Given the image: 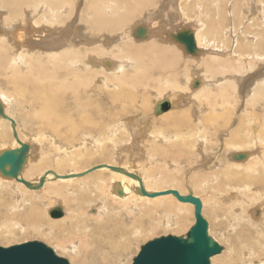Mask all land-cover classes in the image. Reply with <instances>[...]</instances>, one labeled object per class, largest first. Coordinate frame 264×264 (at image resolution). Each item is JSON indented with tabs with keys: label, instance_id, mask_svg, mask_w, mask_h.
<instances>
[{
	"label": "bare ground",
	"instance_id": "1",
	"mask_svg": "<svg viewBox=\"0 0 264 264\" xmlns=\"http://www.w3.org/2000/svg\"><path fill=\"white\" fill-rule=\"evenodd\" d=\"M172 1L0 0V157L28 146L18 176L0 174V193L5 195L0 204L10 215L0 222V238L14 235L15 228L25 223L23 229L54 239L51 234L59 227L63 233L58 244L65 254H73L81 264L100 260L114 264L120 252L128 251L149 230L145 220L157 214L161 225L174 230L193 211L194 204L173 194L152 198L139 190L143 186L149 194H163L176 188L182 197H195L193 192L183 196L184 190L172 185L178 183L175 177L182 169L176 174L168 170L173 179L166 180L159 170L163 167L151 170V160L157 151L167 155L181 144L185 151H194L200 144L203 151H191L189 164L201 166L194 167L182 185L194 189L195 195L196 190L207 194L202 210L207 214L213 207L218 222L212 219L210 232L218 228L219 233L216 241L208 235L227 243L223 250L217 242L222 250L211 257V264H264V80L251 75L258 84L253 95L243 91L252 95L249 102L245 100L246 114L236 111L241 101L233 95L240 94L237 87L249 70L264 65L259 53L264 50V0H255L258 15L248 16L251 21L243 29L256 32L248 45L236 28L240 8L237 5L236 12L230 8L235 0ZM214 8L217 18L211 14ZM223 9L236 19H229L232 24L219 20ZM170 13L176 21L171 24L177 26L169 29L165 25L170 23L161 26L159 21L169 20ZM180 31L193 34L195 54L175 39ZM242 52L252 53L245 59ZM160 102H168L170 109L144 122V113L152 114ZM236 116L237 137L224 143L233 147L225 158L219 147H208L214 139L203 122L218 133ZM243 124L245 136L238 133ZM125 136L128 141H123ZM250 144L255 150L247 149ZM124 148L127 155L122 154ZM95 153L105 161L79 167L94 160ZM237 154H246L245 160H235ZM97 167L101 168L92 171ZM34 175L37 179L31 180ZM56 208L63 211L61 218L51 217ZM22 209L25 217L18 214ZM138 212L144 214L137 216ZM109 246L116 248L107 257Z\"/></svg>",
	"mask_w": 264,
	"mask_h": 264
},
{
	"label": "rangeland",
	"instance_id": "2",
	"mask_svg": "<svg viewBox=\"0 0 264 264\" xmlns=\"http://www.w3.org/2000/svg\"><path fill=\"white\" fill-rule=\"evenodd\" d=\"M227 0H222V2H226ZM235 1H237L236 3V5L234 6V2ZM234 2H233V5L231 4L230 5V8H231V10H233L234 9V11L236 12V7H237V5H238V7L240 8V10H238L237 9V11L240 13H238V20H237V22H236V28L237 29H239V31L241 32V34H242V36L245 38V41H246V43L245 44H247L248 45V43H250V38L251 37H255L256 35V32L255 31H247L246 29L244 30V32H243V29H244V27L246 26L247 27V23L248 22H250L251 21V16L252 15H255V17H257L256 16V14L258 15V13H255L256 11H258V9H257V7H258V5L256 6V2H255V0H235ZM239 1V2H238ZM258 1H260V0H258ZM262 1V0H261ZM173 3H175V0L174 1H172ZM255 2V3H254ZM263 2V1H262ZM165 3H167V4H169V2L168 1H166ZM264 3V2H263ZM262 3V4H263ZM224 4V3H223ZM226 4V3H225ZM248 6H247V5ZM253 5V7H252V9H250V7ZM79 6H80V8H82L83 6H82V4L81 3H79ZM262 6H264V5H262ZM175 7V6H174ZM247 7V8H246ZM173 8V7H172ZM174 9V8H173ZM172 9V10H173ZM175 11H177V8L175 7ZM250 9V10H249ZM230 10V9H229ZM244 10V11H243ZM247 11V13H251V14H247V13H245ZM222 12H224V17L223 16H221L220 18H219V20H226L227 21V24H232V22L233 21H231L230 22V20L231 19H234V20H236L235 18H234V16H230V14L229 13H227V12H225L224 11V9H223V11ZM253 13V14H252ZM212 16H213V18H217V9L216 8H214L213 9V11H212ZM228 14V15H227ZM170 15V18H169V20L167 19L166 20V18H165V20H163V21H159V23H161V26H164V25H162V23H170V24H167V25H165V27H167L168 25L170 26V27H167V28H172L174 25L175 26H177L176 25V23L173 25V24H171L172 22H176L174 19H172V16L174 15V14H169ZM175 16H178L179 17V15H175ZM230 16V17H229ZM248 16L250 17L249 18V20H248ZM223 17V18H222ZM177 19V18H176ZM230 19V20H229ZM177 20H179V19H177ZM178 25H180V23H178ZM235 27V26H234ZM254 29V28H253ZM262 33V35H264V32H261ZM235 34V33H234ZM258 35H259V33H258ZM260 36V35H259ZM246 37H248V38H246ZM262 37V36H261ZM258 38H260V37H258ZM247 39H248V41H247ZM240 40V39H239ZM241 43H244V41H242L241 40ZM244 44V45H245ZM242 46H243V44H242ZM236 47V46H235ZM234 47V48H235ZM228 50L230 49V47L229 48H227ZM228 50H226L225 49V51H228ZM263 52H259V53H262L263 55H264V50H262ZM237 53H239V52H237ZM252 52H242V53H240V54H242V55H240V56H242L243 58H245V59H248L249 57L247 56V55H250ZM239 56V57H240ZM260 66V67H259ZM263 67H264V65H258L257 67H256V69L254 70H249L250 72H248V78L247 77H245V79H242L241 81H240V83H239V85H238V92L240 93L239 95H237L235 92L233 93V95H234V98L237 100V101H241V102H239L238 104H241V105H238V106H236V111L237 112H241V114L240 115H242V114H246L245 113V106H246V102L248 101H250V100H248L252 95H253V91L255 90V86L258 84V82H257V79L256 78H258V79H261V80H264V69H263ZM254 71V72H253ZM257 75V77L256 78H253V77H251V75L253 76V75ZM180 79H181V76H180ZM252 79H254V80H252ZM252 81V82H251ZM246 82H248V83H246ZM257 83V84H256ZM246 84V85H245ZM254 86V87H253ZM194 87H198V86H195L194 85ZM215 87H217V86H214V88ZM243 89V90H242ZM249 89V90H248ZM244 90H246V91H252V95L251 96H249V94H243V91ZM231 91H233V89H231ZM245 95V96H244ZM238 96H240L239 97V100H238ZM242 96V97H241ZM246 97V98H245ZM162 99H168V98H162ZM245 100H247V101H245ZM245 101V102H244ZM245 105H244V104ZM184 104V103H183ZM244 107V108H243ZM138 108V107H137ZM243 108V109H242ZM257 108L261 111V112H263V109H262V107L260 106V105H258L257 106ZM138 109H140V108H138ZM180 109V107H178V109L177 110H179ZM155 110H156V108L153 110V113L151 114V111L149 112V113H147L146 111V113H144V115H143V121L144 122H146L147 120L149 121V119H150V117H152V115H153V117H155V119L156 118H159L160 116L159 115H157V114H155ZM242 110V111H241ZM148 111V110H147ZM183 112V113H185V111L186 110H180V112ZM174 112H176V111H174ZM148 116H146V115ZM162 115V114H161ZM239 115V114H238ZM120 116H122V114L120 115ZM147 118V119H146ZM149 118V119H148ZM249 118V117H248ZM144 119H146V120H144ZM142 120V119H141ZM227 120V123H229V120L228 119H226ZM240 119H239V116H236L234 119H233V121L228 125V126H224V128H222L218 133L216 132V130H213L212 129V127L213 126H211V124H209V123H204L203 122V125L204 126H206V128L207 127H210V130L207 132V134L210 136V138H213L214 140H212V141H210V144H211V142H212V144H211V147H210V144H207L208 145V147L210 148V149H215L216 147H219L220 149H218L219 151H221L219 154H221L222 152V154H224V151H225V153H226V155H225V158L226 157H228L227 156V153H228V155H229V152L233 149V147L231 148L230 146H224V143H229V142H231L232 140H235L236 139V137H237V133H235L236 131V126H238L239 125V123L240 122H238ZM150 121H153V120H150ZM225 122V120L224 119H222V120H220V123L221 124H224V122ZM39 121H35V126L37 125V123H38ZM147 123V122H146ZM246 124V123H245ZM150 123H149V125H148V127H150ZM159 126V125H158ZM132 127V126H131ZM235 127V128H234ZM148 129H150V128H148ZM245 129V130H244ZM244 132H243V131ZM132 131V130H131ZM135 132V131H134ZM152 132V131H151ZM166 132V131H165ZM238 132V131H237ZM142 133V132H141ZM239 135L241 134L242 136H245L246 135V125H244L243 124V128H241L240 130H239ZM233 135V136H232ZM228 136V137H227ZM126 138V139H125ZM125 138H123L124 140L123 141H125V140H127L128 141V139H127V137L125 136ZM29 140H31L30 142H32V143H34V144H36V141H33L32 140V138H29ZM147 140H150V139H147ZM214 142V143H213ZM127 143V142H126ZM216 143V144H215ZM253 144H250V145H247V149L249 148V151H253V150H255V149H253V148H251V147H253L252 146ZM134 146H135V144H134ZM139 146H141L142 147V143L141 144H139ZM251 146V147H250ZM172 147V146H171ZM180 147V148H179ZM177 146V147H173V148H171V150L173 149V150H178L177 151V153H176V151H171V150H168L166 153H167V155H161L158 151H157V155L154 157V159H150L151 160V162H152V164H151V170H154V168H156L157 166L158 167H163V168H159V170H160V172H162L163 173V171H164V173L162 174L163 176V178L166 176V177H168V178H164V179H166V180H168L169 178H172L173 179V177H172V175L170 174V172L172 173V171L174 172V173H172V174H176L178 171V169H182L178 174L179 175H175L176 177H175V179L176 180H178V183H176V184H172V185H175V187H177L179 190H184V191H182L183 193H186V194H184L183 196H187V195H189V194H191L192 192V194L196 197V198H198V199H200L201 200V202H202V204H203V200H202V197H205V199H206V197L208 198V196H207V194H205L204 192H202V191H199V190H196L197 191V193H198V195H195V191H194V189H192V188H184V186L182 185L183 184V182L186 180L187 181V178L189 179V177H190V175L192 174V170L194 171L195 169H194V167H196V169L199 167V166H201V163H199V164H196V165H193V166H191V164H189V162H191V156H192V154H194L193 152L195 151V152H197V153H199V152H201V150L203 151V149L201 148L202 146H200V144L199 145H197L195 148L197 149V150H191V148H188L187 149V151H185V149H183L184 148V145H180V146ZM135 148V147H134ZM261 149L260 148V146H256V149ZM169 149H170V147H169ZM226 149V150H225ZM127 149H125L124 148V153H122V154H126L125 153V151H126ZM156 150V149H155ZM111 151H112V149H111ZM171 151V152H170ZM191 151H192V154H191ZM218 151V152H219ZM260 151H262V150H260ZM171 153V154H169V153ZM173 152V153H172ZM185 152V153H184ZM215 152V151H214ZM214 152H212V155H211V157H213V153ZM107 153H110V152H107ZM136 153V152H135ZM135 153H130V155L132 154H135ZM179 153V154H178ZM39 154V153H38ZM169 154V155H168ZM173 154H175V155H173ZM177 154V155H176ZM185 154V155H184ZM196 154V153H195ZM127 155V154H126ZM136 155L137 156H140V154L138 155L137 153H136ZM171 155V156H170ZM197 155V154H196ZM85 156H86V154H85ZM101 156V154H98V153H95L94 154V157H92L94 160H89V162H84L83 164H81L79 167H83V166H88V165H92V164H97L96 162H104L105 160H102V159H100V158H98V157H100ZM124 156V155H123ZM89 158V157H88ZM118 160H119V157L117 158ZM133 160V161H132ZM131 160V162L132 163H134V160H135V162H136V157H134L133 159ZM242 160H245V159H242ZM166 161L168 162L167 164H168V166L167 167H165L164 168V166H165V163H166ZM123 162V161H122ZM138 162V161H137ZM154 162V163H153ZM159 162V163H158ZM139 163V162H138ZM144 163V162H143ZM184 165V166H183ZM69 168V166H66L65 167V170L66 169H68ZM171 168V169H170ZM184 168V169H183ZM200 168V167H199ZM170 172H169V171ZM174 170H176V171H174ZM200 170V169H199ZM165 172H166V174H165ZM169 172V173H168ZM37 179V175H34V176H32L31 177V180H36ZM169 190H176V191H178L176 188L175 189H169ZM7 191V190H6ZM167 191V190H166ZM179 192V191H178ZM4 193H6V192H4ZM180 193V192H179ZM181 194V193H180ZM5 195L3 194V193H0V197H4ZM6 198H7V200L9 201V197H7V195H6ZM43 199V198H42ZM41 199V200H42ZM46 199H44L43 200V202L45 203V202H47V200L45 201ZM40 202V201H39ZM6 203V202H5ZM42 203H40V205H41ZM211 207H212V205H210ZM44 207V206H43ZM208 210H207V214H204L203 213V210H202V215H203V217H204V219L208 222V234L214 239V237L215 236H217L219 233L217 232V230H218V228H216V229H213V233H211L210 232V227H211V221H212V219L213 220H215L216 221V223L218 222L215 218H214V215L212 214V209H213V207L212 208H210V207H208L207 208ZM211 209V210H210ZM25 209H22L21 211H19L18 212V214L20 213V215L22 216V217H25L24 216V213H26L27 214V212H26V210L24 211ZM28 210V209H27ZM41 210H43V209H41ZM24 211V212H23ZM211 211V212H210ZM8 212V210L6 209V207H4V203H2V204H0V222L1 221H3L4 219H6L7 217H9L10 218V215L7 213ZM43 212H45V211H42V215H43ZM123 212L124 211H122V212H120L121 214H122V216L121 215H119V216H121V217H123V220L125 221V218H124V216H125V214H123ZM211 213V214H210ZM138 214L139 215H137V216H140V215H142V214H144V213H141V212H138ZM19 215V216H20ZM136 216V214H135V217H137ZM154 217H153V219L152 220H145L144 222L147 224H149L150 226H149V230L148 231H146V232H144L143 234H141L138 238H137V242L135 241L134 242V244H131V246H129V249H128V251H123V252H120L121 253V255L122 256H120L118 259L120 260L121 259V261L120 262H115L114 264H118V263H120V264H130L131 262H132V260H133V258L136 256V254H137V252L139 251V249H140V247L143 245V244H145V243H147V242H149V241H151V240H153V239H155V238H159V237H162V236H167V235H174V236H177V237H181V236H186V234H187V232L190 230V228L195 224V222H196V219H195V206H194V209H193V211L190 213V214H188L187 215V217H186V220H185V222L184 223H182L179 227H177L176 229H174V230H172V229H166L165 228V226H163V224L161 225L159 222V217H158V215L156 214V215H153ZM211 216V217H210ZM43 217H44V215H43ZM213 217V218H212ZM116 218H118V216L116 217ZM132 218V217H131ZM131 218H130V220L129 221H132L133 220V218H132V220H131ZM118 219H122V218H118ZM44 220V219H43ZM51 220H53V219H51ZM117 220V219H116ZM118 221V220H117ZM128 221V220H127ZM156 221H158V222H156ZM43 222V224H41L42 226H44V224H46V221H42ZM116 222V221H115ZM213 222V221H212ZM24 223V222H23ZM46 226V225H45ZM67 226H69V225H67ZM146 226H148V225H146ZM24 227H26V225H25V223L24 224H22L21 225V227L20 226H18V227H16L15 229H16V231H17V233H18V235H16L15 236V234H17L16 233V231L15 232H13L14 233V235H12V234H6V236H5V238H2V237H4V236H2L0 239H3V240H0V246H3V247H9V246H12V245H18V244H23V243H26V242H31V241H38V242H42V243H44V244H46L48 247H50V248H52L54 251H55V253L59 256V257H63V258H65V259H67L68 261H70V263H72V264H81V261L79 260H77L76 259V257H75V259H74V255L73 254H71V253H69V252H67V254H65L66 252H64V251H62L61 250V248H60V244H58V243H60L61 242V239H60V234H62V233H60L59 232V227L58 228H56L55 229V231H53V233L51 234V236H53L52 238H54V239H51V237L49 236V235H44V234H42V235H40V234H38V233H36V232H33V230H29V226L27 227L28 229H23ZM64 227H66V226H64ZM63 227V228H64ZM20 228H21V230H20ZM62 227H61V230L60 231H66L67 233L69 232V229H66L65 230V228L63 229ZM67 228V227H66ZM19 229V230H18ZM24 230H28V232L30 233H28L27 231H24ZM158 230V231H157ZM24 231V232H23ZM150 231V232H149ZM23 233V235H22V233ZM65 232V233H66ZM28 233V235L30 236H28V235H25L24 236V234H27ZM146 233V234H145ZM22 236H21V235ZM31 234H33L32 236H31ZM37 234V236H34V235H36ZM53 234H55V236H56V234H57V236H59V238L57 237V238H55L54 237V235ZM34 236V237H33ZM43 236V237H42ZM49 237V239H48V237ZM65 236H67V235H65ZM69 237L71 236V234L69 233V235H68ZM8 237V238H7ZM11 239H10V238ZM18 237V238H17ZM20 237V238H19ZM47 237V238H46ZM230 237V239L231 240H233L232 239V237L231 236H229ZM7 239H8V241H7ZM14 239V240H13ZM55 239H58V241H56ZM60 239V240H59ZM139 239V240H138ZM141 239V240H140ZM229 239V238H228ZM229 239V240H230ZM50 240V241H49ZM53 240V241H52ZM55 240V241H54ZM215 240V239H214ZM2 241V242H1ZM216 241V240H215ZM3 242H5L4 244H3ZM50 242V243H49ZM218 242V241H217ZM232 242V241H231ZM219 243V242H218ZM137 244H138V246H137ZM222 247H223V250L225 249V246H226V242H223V241H220V243H219ZM60 245V246H59ZM58 246V247H57ZM107 247H108V245H106ZM134 246V247H133ZM111 248V249H110ZM116 247H110L109 246V248H108V250L110 249V251L108 252V250H107V252L108 253H106L105 255L108 257L109 255H113L114 253H113V251H114V249H115ZM133 248V249H132ZM136 248V249H135ZM138 249V250H137ZM59 250H60V252H59ZM129 250H131V252L129 251ZM103 252V251H102ZM119 252V251H118ZM104 253V252H103ZM128 253V254H127ZM139 253V252H138ZM64 254V255H63ZM70 254V255H69ZM125 254V255H124ZM73 256V257H72ZM126 256V257H125ZM130 256V257H129ZM79 258H80V256H78ZM102 257V255H100V258ZM110 257V256H109ZM125 260H123L122 258ZM73 260H72V259ZM99 258V257H98ZM127 258V259H126ZM129 259V260H128ZM77 260V261H76ZM94 260H96V258L94 259ZM103 260H100L99 262H97L98 264H105L106 262L105 261H103ZM124 263H123V262ZM105 262V263H104ZM122 262V263H121ZM87 263H89V262H87ZM93 264L95 263L96 264V262H92ZM91 263V264H92Z\"/></svg>",
	"mask_w": 264,
	"mask_h": 264
},
{
	"label": "water",
	"instance_id": "3",
	"mask_svg": "<svg viewBox=\"0 0 264 264\" xmlns=\"http://www.w3.org/2000/svg\"><path fill=\"white\" fill-rule=\"evenodd\" d=\"M175 39L186 48L190 54L197 52V46L193 34L189 31H180ZM170 109L168 102H160L156 107L155 114H162ZM2 108L0 106V113ZM28 146L19 150L6 151L0 157V174L5 177L16 178L26 162ZM235 160L246 158V154H237ZM100 169L97 167L92 169ZM114 171L120 170L108 167ZM90 171H88L89 173ZM131 177L135 175H130ZM138 178L137 176H135ZM140 180V178H138ZM44 182L42 179L41 184ZM27 187L31 185L22 181ZM140 193L144 196L155 197L159 195L173 194L181 202H190L195 205V224L187 232L186 237L172 235L155 238L144 244L132 264H211V257L220 254L222 247L208 235V222L202 216V203L199 199L190 196L182 197L176 191H167L163 194H149L144 187H140ZM121 195V192H118ZM63 211L54 209L51 213L53 218H61ZM0 264H71L67 259L59 257L55 251L46 244L31 241L10 247L0 246Z\"/></svg>",
	"mask_w": 264,
	"mask_h": 264
}]
</instances>
